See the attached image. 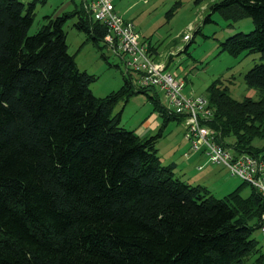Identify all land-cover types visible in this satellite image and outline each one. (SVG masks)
<instances>
[{"label":"trees","instance_id":"1","mask_svg":"<svg viewBox=\"0 0 264 264\" xmlns=\"http://www.w3.org/2000/svg\"><path fill=\"white\" fill-rule=\"evenodd\" d=\"M35 8V0H0V264H264L254 237L261 192L252 185L244 197V181L217 197L177 177L156 143L183 115L130 71L119 89L95 95L97 77L69 52L65 24L78 15L75 26L96 43L105 42L107 26L84 7L47 15L32 34ZM210 9L226 19L252 17L255 28L227 37L222 51L264 59V0H214ZM244 78L261 98L237 99L218 77L207 87L212 116L202 122L225 147L264 159V145L255 144L264 140V61ZM139 92L164 118L149 137L114 113Z\"/></svg>","mask_w":264,"mask_h":264},{"label":"rangeland","instance_id":"2","mask_svg":"<svg viewBox=\"0 0 264 264\" xmlns=\"http://www.w3.org/2000/svg\"><path fill=\"white\" fill-rule=\"evenodd\" d=\"M21 1L28 3L32 0ZM35 1L36 16L30 30L32 34L36 33L46 22L47 15L55 18L65 12H72L75 9L83 10L85 7L84 0ZM213 1L202 0L196 3V0H113L115 8L126 19L134 23L142 40L147 45L151 43L159 53L163 54L160 57L149 51L153 59L159 63L163 62L166 70L184 80L185 94L207 97V87L215 79L221 77L225 83L230 85L233 97L243 99L250 96L260 99L261 91L257 87L248 86L244 77L245 73L256 63L264 61L261 53L247 54V51H244L239 56H234L228 51H222L221 45V42L230 35L252 31L255 28L254 21L250 16L233 20L226 19L218 11L211 14L210 3ZM209 14H211V20L205 21ZM77 18L78 15H73L65 24L68 49L71 54L75 55L81 70L97 77L91 84L93 93L97 96H104L119 89L125 83L126 77L130 78L129 74H126L127 71L131 72L132 79L136 82L139 73L125 65L123 54L115 52L106 41L96 43L88 40L86 33L75 26ZM187 34L190 36L189 40L185 39ZM168 53L171 55L170 59L166 56ZM167 62L169 63L168 69ZM151 94L150 91L149 95ZM149 95L145 92L135 93L128 101L121 99L114 110V113L122 111V125L135 131L142 121L152 118L153 113H156L160 126L150 130L147 137L157 133L164 123L161 110L155 108V103ZM159 95L164 106L170 110L164 92H160ZM170 111L183 115V118L171 119L164 127L163 136L156 143L157 148L160 149L159 155L162 163L165 165L175 163L177 177L192 185L202 184L217 197H223L242 185L244 180L232 175L229 169L222 164L204 160L198 163L200 167L196 165V161L187 159L184 153L186 148H182V145L186 142L190 143V152L194 151L191 141L186 138V131L183 132L181 126L182 122L185 123V115L175 109ZM255 144L263 146L264 140L256 139ZM210 167H214V170L208 171ZM186 168L188 170L184 172ZM201 176L203 178L199 180ZM228 177L230 179H227ZM251 190L252 185L247 183L242 189V195L244 197L250 195ZM254 237L259 240V245L264 250V235L261 228L255 231Z\"/></svg>","mask_w":264,"mask_h":264},{"label":"built area","instance_id":"3","mask_svg":"<svg viewBox=\"0 0 264 264\" xmlns=\"http://www.w3.org/2000/svg\"><path fill=\"white\" fill-rule=\"evenodd\" d=\"M84 1L94 18L107 26L108 46L123 54L125 65L139 73V84L164 92L169 109L185 115L186 138L191 141L192 150L203 151L210 162L226 166L232 175L250 183L264 196V159L251 153H237L217 141L212 128L202 122L212 116L208 98L184 93V80L166 70L163 62L153 59L148 53L150 43L147 45L134 23L117 11L113 0ZM189 37L185 35V39ZM261 230L264 235V212Z\"/></svg>","mask_w":264,"mask_h":264},{"label":"crops","instance_id":"4","mask_svg":"<svg viewBox=\"0 0 264 264\" xmlns=\"http://www.w3.org/2000/svg\"><path fill=\"white\" fill-rule=\"evenodd\" d=\"M118 11V10H117ZM149 47H151V45L149 46ZM156 54L154 53V55H156V56H163V54L162 53H159L157 50H156ZM170 53V52H169ZM169 53L166 55L167 57H168V59H170V55H169ZM158 54V55H157ZM155 56V57H156ZM160 57H158V58H160ZM157 58V57H156ZM167 59V60H168ZM170 70V69H169ZM154 115H153V117L152 118H150V119H145L144 121H142V124L138 127V129L136 130V132L139 134V135H141V136H147V135H149L148 133H149V131L150 130H154V128H156L157 126L159 127L160 125L158 124V121H157V119H158V116H157V114L156 113H153ZM122 117H123V115H122ZM181 126H182V128H183V132H185V126H184V124H183V122L181 123ZM146 134V135H145ZM151 134V133H150ZM182 148H186V150H185V155L187 156V159H189V160H194V161H196V165L198 164V163H200V161H204L205 160V162H208V158H207V156L204 154V152L203 151H194V152H190V143L188 144L187 142H186V144H184V145H182ZM159 149V148H158ZM189 150V151H188ZM159 152H160V149H159ZM190 167L192 166V165H190V164H188ZM196 165H195V167H196ZM213 165H215V164H213ZM177 166H179L178 165V163H177ZM186 166V165H185ZM197 166H201L200 164H198ZM209 166V165H208ZM207 166V167H208ZM187 167V166H186ZM193 167V166H192ZM194 167V168H195ZM214 167H210V169H208V171H212V170H214L213 169ZM186 170H188L187 168L185 169V171L184 172H186ZM202 176L201 177H199V180H202ZM206 178H207V176H206ZM227 179H230L229 177L227 178ZM236 186V185H235ZM263 249V248H262Z\"/></svg>","mask_w":264,"mask_h":264},{"label":"bare ground","instance_id":"5","mask_svg":"<svg viewBox=\"0 0 264 264\" xmlns=\"http://www.w3.org/2000/svg\"><path fill=\"white\" fill-rule=\"evenodd\" d=\"M189 40V39H188Z\"/></svg>","mask_w":264,"mask_h":264}]
</instances>
